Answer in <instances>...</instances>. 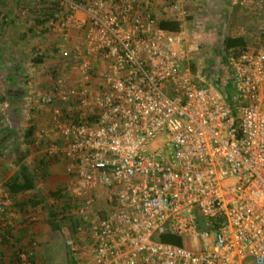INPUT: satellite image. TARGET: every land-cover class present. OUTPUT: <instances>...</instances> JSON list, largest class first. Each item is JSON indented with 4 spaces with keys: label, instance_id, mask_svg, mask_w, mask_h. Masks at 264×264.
I'll list each match as a JSON object with an SVG mask.
<instances>
[{
    "label": "built area",
    "instance_id": "built-area-1",
    "mask_svg": "<svg viewBox=\"0 0 264 264\" xmlns=\"http://www.w3.org/2000/svg\"><path fill=\"white\" fill-rule=\"evenodd\" d=\"M48 1L50 26L79 33L60 50L79 80L61 74L40 102L63 140L48 152L66 163L86 264H264V47L231 59L230 105L186 65L189 0L170 2L176 33L141 0Z\"/></svg>",
    "mask_w": 264,
    "mask_h": 264
},
{
    "label": "rangeland",
    "instance_id": "rangeland-1",
    "mask_svg": "<svg viewBox=\"0 0 264 264\" xmlns=\"http://www.w3.org/2000/svg\"><path fill=\"white\" fill-rule=\"evenodd\" d=\"M162 1L165 2L164 6L163 3H161ZM41 2L42 0H34V3L41 4ZM1 4L3 3L1 2ZM28 4L27 6L31 8L30 4ZM36 5L37 4H35V6ZM162 6L163 8H161ZM169 7V0H153V8H160L159 20L169 18L167 17V12H164V9L168 10ZM43 9L44 8H37L33 12H27L26 17L23 16L25 11L21 8L20 11L15 12V15L13 14L14 20H12V15L9 16L7 8L2 9L0 7V17L3 16L4 18L3 21L0 20V123L2 126L5 124L2 118L6 114L10 119V123L7 122L11 125L13 130L12 135L16 138H12L7 147H14L16 144L15 148L18 150L19 157H24L26 150H28L29 147L32 148L31 151L34 155L32 158V164L38 167V169L33 168L35 169L37 176V190L47 201L44 208L40 207L36 210H30L32 211V216H35L37 219L33 221L34 225L32 227L34 230L33 236L36 249L33 248V251L29 249V252L32 251L34 256H37L35 260L36 264H86L91 260V256L86 255L84 258L82 255L84 247L88 245L85 237L73 233L69 228V221H61L60 224L62 225V228L60 231H55L48 222L49 210L47 206L54 205L52 194L60 188H66L69 179L67 181L62 179V171H64V168L66 167L64 161H53V164L51 163L49 166L41 167L40 157L42 158L44 155L49 157V149L53 146L61 147L63 145V140L51 128V115L53 108L44 107L40 102V98L52 90L56 79L61 76V74L72 82L75 74L72 65L67 69L64 67L65 65L60 54L62 47L72 48L68 43L69 38L68 41H66L65 38L67 35H69L68 37H71L73 30L71 32H62L59 27L54 29L49 26L50 24L43 28L35 26V23L32 22L34 21V18H31L30 15L34 14L36 19V17H38L37 15L40 14L39 11ZM193 9L192 6L187 7L186 5L185 7L188 15L185 22V28L188 33L187 39L191 41L192 39L195 41L200 40L204 43V38L209 37L210 32L205 31L200 35L197 34L198 32L194 31V27L191 26V11ZM197 45L200 44L198 43ZM200 46H202V44ZM37 54L44 55L45 61L43 63L36 64L34 62V58ZM186 65L191 67L193 72L196 71L195 75L200 82V74L198 73V69L194 68L191 58H188ZM12 88L22 89L24 91L23 96L19 100H12V98H9L7 91ZM4 97H7V99L5 100ZM32 126L36 129L32 137V144H29L27 143L25 136L28 129ZM1 139L2 137H0V142ZM42 150H44L45 153L39 154L38 156L35 155L38 151L41 153ZM1 154L5 153L3 152ZM6 155L8 154L6 153ZM6 155L3 164L5 165V169L9 172L3 177V181L0 180V205L6 204L7 217L9 218L11 216L12 220H15L13 215L20 214L21 211L19 208H14L13 203L15 201H12L11 198L9 199L8 195L5 193L3 184L8 177L14 174V171L20 170V166L13 162L14 159H12L10 155ZM29 156L31 155L29 154ZM46 161L47 160H45V162ZM24 162L26 163V161ZM24 162L23 164H25ZM10 169L13 171H10ZM63 174L66 175L67 172L66 174L63 172ZM33 195V192H28L20 195L17 200H28L31 199ZM99 204L101 207L106 205L103 201ZM76 215L78 214L77 209L75 208L72 217L74 216V218H76ZM6 221L8 222L9 220ZM46 224L48 225L47 228L44 227ZM36 238H39V241ZM40 244L42 245V248H38V245ZM69 247L71 252H69ZM14 253L15 255H12V259H16L14 260L15 264H31L28 259L22 260L20 258L21 261H19L16 258L17 252ZM2 257L1 264H9L8 256Z\"/></svg>",
    "mask_w": 264,
    "mask_h": 264
},
{
    "label": "crops",
    "instance_id": "crops-1",
    "mask_svg": "<svg viewBox=\"0 0 264 264\" xmlns=\"http://www.w3.org/2000/svg\"><path fill=\"white\" fill-rule=\"evenodd\" d=\"M1 2L3 4H1ZM23 2L22 0H1L0 7L2 9L7 8L9 16L12 15V20H14L13 14L15 15V12L20 11L21 8L25 11L23 16L27 17V12H33L37 8L43 7V5H41L40 3H34V0H23ZM170 2L171 0H169V5L171 4ZM28 3L30 4L31 8L27 6ZM141 3L142 6L150 10L151 13H153L154 16L157 17V19L160 18V8H153V0H141ZM161 3H163V6L165 5L164 1H162ZM35 4L37 5L35 6ZM163 6L161 8H163ZM188 6H192V8H194L191 11V26L194 27V31L198 32L197 34L200 35L202 34V32L209 31L210 36L204 38L203 41L205 44L200 40L195 41L192 39L191 41L189 39H186L184 47H181V50L186 55V62L188 61V58H191L194 68L198 69V73L200 74V85L214 87L220 90L225 96L227 102L230 105L234 104L235 100H237V87L230 62L233 57L237 56L236 54L239 55L240 53L245 51L258 50L264 47V0H189L187 7ZM164 12H167V17H174L171 7H169L168 10L164 9ZM30 16L31 18H34V21L32 22L35 23V15L32 14ZM72 32L73 34L71 35V37H69L68 43L71 47H74L79 42V33L77 31ZM228 39H231L233 41L234 47L232 45V47L229 48L226 45V41ZM198 43L200 45L202 44V46L197 45ZM74 74L75 77L73 82L71 81L72 83H75L77 80H79V75L75 72ZM2 120H4L5 124L2 126L0 123V137H2L0 142V154L10 151V153L13 154V158L17 159V156L15 154L16 144L14 145V147H7L9 141L12 138L16 139L11 133V131L13 132L11 125L8 124V122L10 123V119L5 114ZM31 149L32 148L29 147V149L26 150V153H29L31 156H29L28 159L26 158L27 160H24L26 161V163L24 162L25 164L23 165L28 168L29 174L32 175L35 180H37L35 169H38V167L32 164V158L34 155ZM43 153H45L44 150H42L41 153H39L38 151L35 155L38 156L39 154ZM45 156L46 158H48V160L49 158H52L51 156L48 157L47 155H44L42 158L40 157V163L42 161H45ZM60 161L64 160L62 159ZM0 164H2L1 160ZM43 166L44 165L42 162L41 167L43 168ZM10 171L13 170L10 169ZM8 172L9 171L5 169V165L1 167V181L4 180L3 177H5ZM17 172L18 171H14L13 175H15ZM63 172L66 174V167L64 168V171H62V179H64V181H67L69 177L67 176V174L64 175ZM5 205L6 204H2V206ZM30 210L32 209L29 208L28 210H26V212H20V214L18 213L16 215H13V217H15V220H12L11 216L9 218L7 217V209H5V215L7 217L6 220H9L8 222L2 216H0V255L2 254L0 257V264L3 259L2 256H8L7 258L9 260H7L9 261V264H15L14 260L16 259H12V255H15L14 252L20 250L22 246H27L30 242L33 241L34 230L32 229V227L34 225L33 221L36 220L33 219L36 217L32 216V211ZM2 222L3 224H1ZM11 227L14 228L12 231L14 239H10V246H6L2 243L1 234L4 233V230H8ZM44 227L47 228L48 225L46 224ZM16 239L20 241L19 244H16ZM36 239L38 240L39 238ZM32 251H30L31 255ZM20 258L22 260L28 259L27 254H22Z\"/></svg>",
    "mask_w": 264,
    "mask_h": 264
},
{
    "label": "trees",
    "instance_id": "trees-1",
    "mask_svg": "<svg viewBox=\"0 0 264 264\" xmlns=\"http://www.w3.org/2000/svg\"><path fill=\"white\" fill-rule=\"evenodd\" d=\"M1 1V0H0ZM82 1V0H79ZM87 2V1H84ZM41 4L43 5L42 8H44L43 10L39 11L40 14H38L35 19V26L39 27V28H43L45 26H47L48 24H50L51 22H55L58 23L60 19L57 18L58 13H60V6L58 3L53 2V1H48V0H42ZM155 17V16H154ZM0 20L3 21V19ZM159 26L167 31L170 32H179L180 31V24L175 22L174 19L172 18H164V19H157ZM50 26V25H49ZM48 28V27H47ZM226 45L231 48L232 45L234 47V43L231 39H228L226 41ZM238 56V54H236ZM45 61V57L44 55L41 54H37L34 58V62L36 64H41ZM196 71H194L195 73ZM9 98H12V100H19L23 94L24 91L22 89H9L7 91ZM4 99L6 100L7 97H4ZM234 105V104H232ZM11 129V128H10ZM35 127L32 126L28 129L27 133H26V140L27 143L32 144V137L34 135L35 132ZM11 131V130H10ZM12 132V131H11ZM13 134V132H12ZM5 141V140H4ZM18 147V146H17ZM19 148V147H18ZM7 154L10 155L13 158V154L10 153V151H7ZM16 158L14 159V163L16 162V164H18L20 166V170L13 176H10L3 184L5 193L8 195L9 199L11 198L12 201H15L13 203V206L15 209L19 208L21 212H26V210H28L29 208L36 210L39 209L40 207H45L46 206V199H44L45 197L43 195H41V193L37 190V185H36V180L33 178L32 175L29 174L28 168L23 165L24 160H26V158L29 156V153H26L24 155V157L22 156H18V150L16 149ZM5 154H0V160L2 161V164H0V169L2 166H4L3 164V160L5 157ZM6 155V156H8ZM46 158V157H45ZM45 161L43 162L44 166H49V164H51L53 161H60L61 158L59 159V157H53V158H46ZM41 162V164H42ZM53 164V163H52ZM28 192H33V197L31 199L28 200H17V198L20 195L26 194ZM52 200H53V206H47L48 210H49V214H48V222L49 224L52 226V228L55 231H60L62 228V225L60 224L61 221H69L70 223V229L73 233H78V227L81 225V218L76 215V218H74V216L72 217V214L74 212V209L76 208L77 204L73 201V199L67 195L66 193V188H60L58 189V191L53 192L52 194ZM5 208L7 209V207L0 205V209L1 208ZM6 213L5 212H1L0 211V216H2L4 219H6ZM33 215V214H32ZM3 224V222L1 223ZM14 228H10L8 230H4L1 234V238H2V243L6 246H10V239H14L13 236V231ZM67 237V235H66ZM160 241L166 244H171V245H175V246H180V247H184V248H189V242L187 239L174 234V233H166L164 235H161L159 237ZM16 244H19L20 241L18 239H16ZM35 241L33 239L32 242H30L27 246H22L20 250H17L16 252V258L21 261L20 257L22 254H27L28 256V260L30 261L31 264H36V257L34 256V254L29 252V249L31 248L33 250V248H35L34 245ZM38 248H42V245H38ZM36 249V248H35ZM69 252L70 251V247H69ZM35 258V259H34ZM69 262V261H68Z\"/></svg>",
    "mask_w": 264,
    "mask_h": 264
}]
</instances>
